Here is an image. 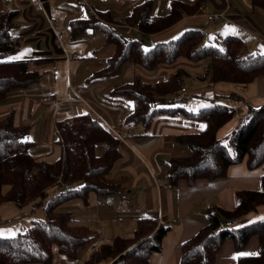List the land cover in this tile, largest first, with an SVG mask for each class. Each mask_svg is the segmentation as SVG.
I'll use <instances>...</instances> for the list:
<instances>
[{
	"label": "crops",
	"instance_id": "0c3cea01",
	"mask_svg": "<svg viewBox=\"0 0 264 264\" xmlns=\"http://www.w3.org/2000/svg\"><path fill=\"white\" fill-rule=\"evenodd\" d=\"M39 1L42 3L40 10L30 0H0V15L16 11L11 37L17 41L18 47L13 58L40 60L41 73L37 82L13 91L0 101V116L12 112L16 125L28 126L29 152L37 161H53L59 156L57 121L86 113L97 119L120 140V156L104 177L114 189L102 194L90 192L86 200L72 198L58 209L72 213L77 224L92 230L91 240L86 244L87 253L103 243H111L116 237L132 236L140 217L165 219L170 229L162 240L161 250L151 254L149 264H180L183 243L207 225L211 212L219 214V208H234L238 191L261 190L264 163L250 169L244 159L231 165L223 177L198 178L192 184L179 179L171 184L168 180L171 159L187 155L186 148H181L176 138L202 132L206 122L167 112L156 114L149 125L126 121L134 103L127 95L113 90L136 79L150 84L163 83L179 73L181 87H186L189 95L180 102H171L169 106L197 110L225 102L226 97L234 93L241 101L236 103L227 99L225 103L236 106L239 113L217 130V138L223 139L237 126L247 105L260 107L264 104V75L246 84L211 83L205 76L206 59L193 61L184 57L171 63L160 62L153 69L128 60L118 71L106 73L115 44L107 43L105 32L97 27H87L77 38H71L70 21L88 18L90 10L108 11L119 32L140 38L136 30L127 29L125 18L145 0H121L106 6L98 5L94 0ZM151 1L154 16L167 15L173 1L190 6L197 2ZM203 3L210 12L225 10L227 19L207 23L198 12L184 14L172 26L152 34V42L174 38L185 29L198 28L203 31L204 39L208 37L218 42L229 34H237L245 40L249 50L264 52L262 8L253 6L251 0H206ZM61 32L64 39L58 41ZM47 95L57 99L58 106L42 102L41 99ZM171 95L165 99H170ZM98 150L102 152V144ZM54 188L48 190V195L54 193ZM32 206L31 203L20 207L12 201L1 204L0 227L6 229L0 230L14 232L19 225H9L22 221L29 226L34 218ZM220 218L229 219L221 215ZM263 220L264 205H260L248 215V221H240V225ZM258 254V235H252L239 252L233 240L228 239L220 247L213 264H235L240 256ZM62 255L54 248L53 264H60L64 259Z\"/></svg>",
	"mask_w": 264,
	"mask_h": 264
},
{
	"label": "trees",
	"instance_id": "16d2710c",
	"mask_svg": "<svg viewBox=\"0 0 264 264\" xmlns=\"http://www.w3.org/2000/svg\"><path fill=\"white\" fill-rule=\"evenodd\" d=\"M204 1L197 0L192 6L173 1L171 11L165 16L153 15L151 0L136 5L125 18V24L134 26L139 23L140 38L119 32L110 12L101 10H90L86 19L71 20L70 35L75 39L87 27H97L105 32L107 43L116 46L108 60L106 73L118 71L128 60L153 69L160 62L171 63L184 57L193 61L206 59L205 76L211 83L246 84L264 75V52L249 50L245 40L237 34H229L213 45L204 42L201 29L189 28L174 38L152 42V34L172 26L184 14L197 13ZM251 2L264 10V0ZM15 14L16 11H10L0 15V101L41 77L40 60L13 58L18 47L17 41L11 37ZM147 39L151 41L149 45L144 43ZM181 86L182 79L177 73L163 83L150 84L136 79L113 90L127 95L134 103L126 121L149 125L156 114L167 112L206 122L202 132L176 138L179 146L186 148L187 155L171 159L168 174L171 184L179 179L192 184L198 178L223 177L231 165L244 159L250 169L263 165L264 104L260 107L247 105L234 130L219 139L217 130L235 114L225 102L230 99L239 103L241 98L233 93L225 102L197 110L169 106L172 101L165 99L166 96ZM56 133L59 156L53 161H37L29 152L28 126L16 125L12 112L0 116V206L7 201L20 207L32 203V211L42 207L45 212L43 219L32 218L23 232L0 236V264H53L54 248L60 254L75 257L78 248L91 240L93 232L87 226L77 224L72 213L59 210V206L76 197L86 200L90 192L102 194L114 189L104 177L120 156L119 138L88 113L57 121ZM101 144L103 150L99 152ZM65 184L70 188L65 189ZM57 186L62 189L46 199L48 190ZM260 205H264V176L261 190L238 191L236 206L219 208V214L229 219L239 218L245 223L248 215ZM219 214L211 212L207 225L183 243L180 264H213L226 240L232 239L239 252L252 235L259 237L260 254L240 256L235 264H264V220L222 231L218 229L222 221ZM169 229L170 224L165 219L140 217L132 236L116 237L111 243L101 244L91 251L83 264H149L151 254L161 250L162 240Z\"/></svg>",
	"mask_w": 264,
	"mask_h": 264
},
{
	"label": "built area",
	"instance_id": "2783aa9c",
	"mask_svg": "<svg viewBox=\"0 0 264 264\" xmlns=\"http://www.w3.org/2000/svg\"><path fill=\"white\" fill-rule=\"evenodd\" d=\"M7 1H11V0H7ZM38 10L42 9V3L39 0H30ZM74 1V0H72ZM96 4L101 5V6H106V5H111V4H117L119 3L121 0H94ZM198 13H200L206 20L207 23H212V22H220L223 20L227 19L226 16V11L222 10V11H217V12H210L207 5L206 4H201L198 8ZM125 26L127 27L128 30H136L138 31V27H139V23L133 25H128L125 24ZM58 41H61L64 39V33L61 32L58 35ZM189 95V91L186 87H181L178 91H176L175 93H173L170 97V100L172 102H180L186 98H188L187 96ZM42 102L44 103H48V104H53L58 106L59 101L57 99H55L54 97L47 95L45 97H43ZM230 107H232L235 110V114L234 115H238V109L236 106H234L233 104H228ZM169 180V178H168ZM63 187L65 189H69L70 185L69 184H65L63 185ZM240 219L239 218H232V219H226V220H222L219 223L218 229L219 230H233L239 227L240 225Z\"/></svg>",
	"mask_w": 264,
	"mask_h": 264
},
{
	"label": "rangeland",
	"instance_id": "374dc122",
	"mask_svg": "<svg viewBox=\"0 0 264 264\" xmlns=\"http://www.w3.org/2000/svg\"><path fill=\"white\" fill-rule=\"evenodd\" d=\"M101 19H103V18H101ZM204 42L206 44H213V45H215L217 41H215V40L212 41L208 37H206L204 39ZM254 51H256V49ZM54 189H55L54 190V193H50L47 196L46 199H49L54 194L58 193L62 189V187L57 186ZM32 215H33V217L35 219H43L45 217L44 209L42 207H38V208L35 209V211L32 212ZM9 226H18V228H15L14 229V232H11V233H9V231L0 230V236H7V237L14 236V235H16V233L23 232L24 230H26V228H27L26 226H28V224H27V222L25 223L24 221H22L21 223H18V224H10ZM0 229H6V228L4 226H2V227H0ZM86 246L87 245H83V246L79 247L78 250H77V253H76L75 257H73V258L68 257L66 255H62V256H64L63 257L64 259H63V261L60 264H83V262L89 257V255L91 253V252H88V253L86 252ZM57 264H59V263H57Z\"/></svg>",
	"mask_w": 264,
	"mask_h": 264
},
{
	"label": "water",
	"instance_id": "95a60500",
	"mask_svg": "<svg viewBox=\"0 0 264 264\" xmlns=\"http://www.w3.org/2000/svg\"><path fill=\"white\" fill-rule=\"evenodd\" d=\"M144 43H145L146 45H149V44L151 43V41H150L149 39H147L146 41H144Z\"/></svg>",
	"mask_w": 264,
	"mask_h": 264
},
{
	"label": "bare ground",
	"instance_id": "6f19581e",
	"mask_svg": "<svg viewBox=\"0 0 264 264\" xmlns=\"http://www.w3.org/2000/svg\"><path fill=\"white\" fill-rule=\"evenodd\" d=\"M223 231V230H222Z\"/></svg>",
	"mask_w": 264,
	"mask_h": 264
}]
</instances>
